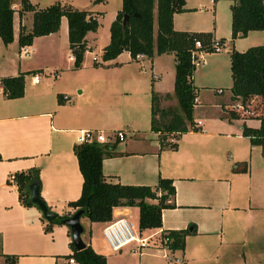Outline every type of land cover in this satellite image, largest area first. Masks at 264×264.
Listing matches in <instances>:
<instances>
[{
  "label": "crops",
  "instance_id": "crops-1",
  "mask_svg": "<svg viewBox=\"0 0 264 264\" xmlns=\"http://www.w3.org/2000/svg\"><path fill=\"white\" fill-rule=\"evenodd\" d=\"M28 1L36 7L51 4ZM216 1L183 0V11L172 15V28L211 32L213 38H223V46H228L230 12L229 31L225 33L229 34L228 39L223 37L224 33L220 35L215 17L214 24L210 25L202 16L205 10L216 12L213 9ZM71 2L60 4L91 12L99 25L102 15L99 9ZM13 5L18 9L19 0ZM119 8L120 5L109 13L104 34L98 35V26L85 34L86 50L78 68L72 66L63 16L57 31L32 39L28 45L31 64L19 63L22 58L18 57L17 34L20 27H30V12L13 13L12 41L7 45L0 41V78L22 73L23 95L7 99L0 86L1 185H6L3 182L6 174L34 167L38 170V192L46 206L57 214L69 216L76 208L67 202L79 195L81 185V174L72 151L77 129L95 128L106 132L122 129L123 139L107 142L114 144L113 150L117 153L101 159V172L106 180L155 185L161 176L170 178L174 187L173 195L167 199L172 205L160 209V225L138 229L139 234L157 235L159 230L193 227L184 235L183 247L169 251L179 262L167 259V251L161 246H152L136 252L137 264H261L257 248L264 240V155L259 146L251 144L248 137L241 134L242 124L255 127L258 120L241 114L235 119L228 118L225 110L238 107L233 103L239 102L232 99L229 91L226 100L212 104L215 109L208 114L205 112L203 120L195 116L193 106L192 124H186L184 131L163 136L151 130V91L157 94L160 108L174 109L171 105L175 99L174 55L166 52L135 59L122 51L113 59L101 61V50L109 41V24ZM10 49L16 51L17 64ZM93 57L96 66L92 64ZM31 72L40 74L37 83H32L28 77ZM49 72H54L55 76L51 77ZM191 82L199 102L201 96L196 86L204 83L195 81L193 76ZM63 94L69 99L62 100ZM195 120H200L201 129L190 127ZM234 120L238 123L233 124ZM172 137L174 146L170 147ZM242 162L246 163L245 170L233 169ZM11 187L10 202L16 211L22 213L23 209L32 208L19 201L15 182ZM119 216L133 217L137 224L138 207H113L111 219ZM79 222L82 241L103 254L106 264H128L125 254H136L131 251L132 243L117 250L108 248L101 235L106 222L89 221L83 214ZM53 232L58 235L59 244H52V253H62L58 255L65 258L64 255L71 252L68 226L54 225L50 234ZM2 235L0 231V255H15L11 263L14 264L17 254L8 253L11 250ZM62 258H55L54 264H65Z\"/></svg>",
  "mask_w": 264,
  "mask_h": 264
},
{
  "label": "trees",
  "instance_id": "trees-1",
  "mask_svg": "<svg viewBox=\"0 0 264 264\" xmlns=\"http://www.w3.org/2000/svg\"><path fill=\"white\" fill-rule=\"evenodd\" d=\"M15 0H0V41L7 45L12 41L13 13L30 12V27L19 28L17 45H30L37 36L47 35L57 31L59 19L65 17L67 25V41L73 68L80 67L86 50L84 36L87 32L95 31L98 23L92 13L76 9L70 5L53 2L45 7H36L28 0H19L20 7L12 9ZM183 0H120V8L108 27L109 41L102 48L100 59L107 61L115 58L122 51H127L130 57L142 54L148 58L153 55L172 52L174 55L173 95L181 109L180 114L173 108H160L158 96L150 92L151 118L150 129L160 134L173 131H184L185 121L192 124L193 98L197 97L196 88L192 85L191 76L194 67L190 64V50L193 42L198 40L201 48L210 52L209 45L213 38L211 32H186L172 28L171 18L174 13L183 11ZM230 39L244 37L249 31L264 30V0H233L229 6ZM126 16L122 25V18ZM217 41L223 44L224 39ZM229 71L231 85L229 91L232 99H237L240 105L226 111L228 118H238L240 113L247 114L243 105L251 97L264 99V44L254 45L244 51L230 49ZM96 66V63H92ZM0 86L5 98L13 99L23 95V74L0 78ZM165 97L167 94L164 95ZM258 120L257 126L241 125V134L247 136L251 144L259 146L264 155V114L254 115ZM113 143L83 142L72 145L77 166L81 174L79 195L67 204L76 209H83L89 221H109L111 210L119 205H136L138 207V229L155 228L160 225V209L170 206L167 199L174 193L172 181L168 177H158L155 185L127 184L106 180L101 172V159L116 154ZM174 146L173 143L169 144ZM1 158V157H0ZM233 169L245 170L246 163L234 165ZM17 197L19 201L28 205L30 200L27 185L32 180L38 183V170L34 167L14 171ZM39 195V192H38ZM29 197V198H28ZM40 199L42 197L39 195ZM155 200V201H149ZM67 214H57L53 219L45 222L43 229L61 219ZM187 225L181 229L165 230L170 239L166 244L171 248L183 247L184 235L192 231ZM70 254L77 264H106L105 256L93 250L89 243L76 249L71 239L68 242ZM15 255H5L4 259L10 263Z\"/></svg>",
  "mask_w": 264,
  "mask_h": 264
},
{
  "label": "rangeland",
  "instance_id": "rangeland-1",
  "mask_svg": "<svg viewBox=\"0 0 264 264\" xmlns=\"http://www.w3.org/2000/svg\"><path fill=\"white\" fill-rule=\"evenodd\" d=\"M39 3H53L58 1L59 3L67 2L78 5H85L87 8L95 7L102 12V15L99 18L98 25V35L104 34L106 31V22L109 18V13L112 9H115L120 5V0H35ZM233 0H217L213 6L216 12L213 10H205L202 12L203 18H206L208 24H214V17L216 18V24L218 26V31L220 35L228 39L225 33L229 31V8L228 5L232 3ZM108 25V23H107ZM256 44H264V30L247 32L244 37L230 39L229 45L221 47V50L218 52H207L202 55L201 63L195 68L193 72V78L195 81H201L204 84L198 87V94L201 96L199 102L195 105V116L204 119L205 112L211 113L215 108L212 104H216L219 100H226L229 94V86L231 84L230 72H229V61L228 54L229 50H243L249 46ZM13 52L14 63L17 64L16 51L10 49ZM62 56L60 55V58ZM19 60L24 66L30 65L32 57H21ZM200 63V64H201ZM1 65L4 66L3 62ZM149 74L148 71H146ZM215 89V91H214ZM217 89H220L221 92H216ZM247 104L243 105L244 111L247 114L243 113V117L253 118L254 115L264 114V99L261 97H251L246 102ZM234 106L240 105L239 102L233 103ZM171 105L176 109L180 114H182L181 109L174 99ZM234 109V108H233ZM238 116L240 113H237ZM186 124H189V121H185ZM236 124V120L232 122ZM1 176V174H0ZM8 174L3 177V182L5 186L1 185L0 181V231L3 232V238L6 244L8 245V250H11L8 253H16L17 261L14 264H54L55 258H62L58 254L52 253V244H59L57 242L58 235L53 232V235L50 234L51 229L54 225L62 223H52L50 228L43 229L42 223L45 224L46 219L42 215L41 210L37 207L36 204L31 203L27 207H32L30 209H23L22 213L16 211V207L10 202L12 197V184L13 182H8L6 179ZM29 198V197H28ZM55 212V211H54ZM128 220L131 221L132 227L138 231V226L134 222L133 217H128ZM69 231V228H68ZM143 235V234H142ZM148 235V234H145ZM264 237V235H263ZM68 239H70V233L68 234ZM263 240V238H262ZM130 245V244H128ZM127 245V246H128ZM260 245V246H259ZM258 245V258L261 264H264V240ZM58 248V247H57ZM61 247L59 246V249ZM147 249V248H144ZM142 249V250H144ZM6 250V249H5ZM3 252V251H2ZM136 253V252H135ZM126 261L128 264H137L138 258L137 253L132 255L131 253L125 254ZM64 259L65 262V258ZM11 264V263H9Z\"/></svg>",
  "mask_w": 264,
  "mask_h": 264
},
{
  "label": "built area",
  "instance_id": "built-area-1",
  "mask_svg": "<svg viewBox=\"0 0 264 264\" xmlns=\"http://www.w3.org/2000/svg\"><path fill=\"white\" fill-rule=\"evenodd\" d=\"M212 2V0H210ZM12 9H16L15 5H11ZM223 44L219 43L217 39L212 38L209 45V51L210 52H218L221 50ZM29 49L28 45H22L18 48V57H28L29 56ZM204 53H207L205 49L201 48V44L198 40H195L193 42V48L189 52L190 56V64L194 68L199 66V64L202 61V55ZM142 54H137L133 58L138 59L140 57H143ZM93 61H96L95 57L92 59ZM49 75L51 77L55 76L54 72H49ZM28 77L32 81V83H37L40 77V74L37 72H31L28 74ZM216 92H221L220 89H217ZM62 100L66 101L69 99V96L66 94L61 95ZM193 106H195L198 103L197 97L193 98ZM194 125H191V128L195 129H201V122L200 120H195L193 122ZM178 133L179 131H175ZM124 137V132L122 129H114L110 132L103 131L101 129H95V128H80L76 131L75 141L76 143H83V142H98V143H104L112 140H121ZM174 140V137L170 139V142L172 143ZM8 182H14V176L13 173H10L7 177ZM156 233H150L148 235H140L139 231L135 230L132 227L131 221L128 220L125 216H119L114 219H110L109 221H106V223L103 225L101 229V235L104 239L106 245L111 250H117L121 248L124 245H127L129 243H132L131 251L134 252H141L142 249L152 246H161L167 251V254L165 257L167 259H173L174 262H179L180 259L177 257H171L169 254V251H171V248L166 244V242L170 239V235L166 233L165 230H159L157 235ZM71 253V252H70ZM0 264H7V261L0 255ZM65 264H77V262L74 260L73 256L70 254L65 259Z\"/></svg>",
  "mask_w": 264,
  "mask_h": 264
},
{
  "label": "water",
  "instance_id": "water-1",
  "mask_svg": "<svg viewBox=\"0 0 264 264\" xmlns=\"http://www.w3.org/2000/svg\"><path fill=\"white\" fill-rule=\"evenodd\" d=\"M126 16L124 15L122 18V25L125 23ZM30 200L37 205V207L41 210L42 215L45 217L46 220L53 219L57 213L50 210L43 200L40 199L38 195V183L36 180H32L27 185ZM83 212V209H76L73 213L69 216L64 217L61 219L62 223L66 224L69 228L70 238L73 246L76 249H79L83 246V241L81 239L80 233L82 232V226L79 222V216Z\"/></svg>",
  "mask_w": 264,
  "mask_h": 264
}]
</instances>
